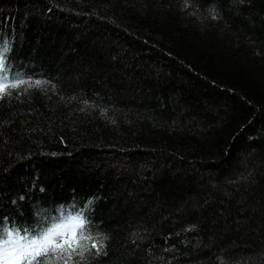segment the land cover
<instances>
[{
    "label": "trees",
    "instance_id": "16d2710c",
    "mask_svg": "<svg viewBox=\"0 0 264 264\" xmlns=\"http://www.w3.org/2000/svg\"><path fill=\"white\" fill-rule=\"evenodd\" d=\"M5 40L0 228L86 218L103 247L67 264H264V0H0Z\"/></svg>",
    "mask_w": 264,
    "mask_h": 264
},
{
    "label": "snow or ice",
    "instance_id": "6c2138e0",
    "mask_svg": "<svg viewBox=\"0 0 264 264\" xmlns=\"http://www.w3.org/2000/svg\"><path fill=\"white\" fill-rule=\"evenodd\" d=\"M10 51L8 41L0 42V98L27 82L22 74L11 71L7 57ZM85 225L86 218L76 216L41 229L0 228V264H55L60 260L67 264L74 253L83 258L91 248L99 252L102 244L92 242L90 248L86 246L92 237L84 234Z\"/></svg>",
    "mask_w": 264,
    "mask_h": 264
}]
</instances>
